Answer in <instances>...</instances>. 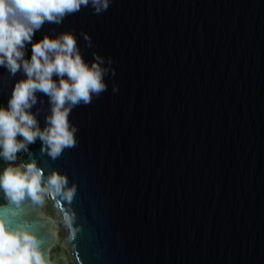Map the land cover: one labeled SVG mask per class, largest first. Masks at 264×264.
Wrapping results in <instances>:
<instances>
[{"label":"water","instance_id":"obj_1","mask_svg":"<svg viewBox=\"0 0 264 264\" xmlns=\"http://www.w3.org/2000/svg\"><path fill=\"white\" fill-rule=\"evenodd\" d=\"M63 32L86 62L103 58L106 90L69 113L72 147L53 159L37 139L17 163L75 185L77 231L52 200L0 194L7 221L39 237L48 264H264V0H109L32 39ZM23 77L0 67V105ZM49 110L36 93L41 128Z\"/></svg>","mask_w":264,"mask_h":264},{"label":"clouds","instance_id":"obj_2","mask_svg":"<svg viewBox=\"0 0 264 264\" xmlns=\"http://www.w3.org/2000/svg\"><path fill=\"white\" fill-rule=\"evenodd\" d=\"M108 5L109 0H0V67L13 76L24 73L13 82L7 105H0V161L7 164L0 168V194L16 205L25 199L35 206L52 200L70 240L77 231L70 207L75 185L56 170L44 175L33 159L17 163V153L27 152L37 139L41 151L53 159L72 147L76 127L69 124L68 115L73 107L89 104L106 90L108 70L99 55L90 63L82 58L71 32L32 38L46 21L59 24L64 16L87 6L99 14ZM26 43L31 45L27 57ZM38 92L47 96L50 105L43 128L30 111ZM62 201L69 206L61 207ZM0 264H48L39 237L21 224H10L2 209Z\"/></svg>","mask_w":264,"mask_h":264}]
</instances>
